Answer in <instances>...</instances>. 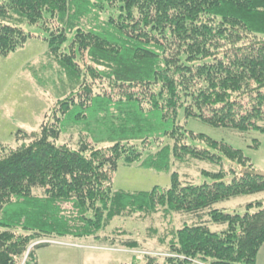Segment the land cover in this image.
<instances>
[{
  "label": "trees",
  "instance_id": "obj_1",
  "mask_svg": "<svg viewBox=\"0 0 264 264\" xmlns=\"http://www.w3.org/2000/svg\"><path fill=\"white\" fill-rule=\"evenodd\" d=\"M16 20L47 33L68 88L27 143L4 156L0 145V264H18L37 239L92 237L161 210L177 228L168 264H257L264 202L244 214L219 205L264 193V174L183 119L264 134V0H0V56L41 38ZM68 132L74 147L58 143ZM171 153L220 169H202L210 181L198 185L172 171ZM121 164L171 172L172 185L114 190ZM25 264H38L33 251Z\"/></svg>",
  "mask_w": 264,
  "mask_h": 264
},
{
  "label": "rangeland",
  "instance_id": "obj_2",
  "mask_svg": "<svg viewBox=\"0 0 264 264\" xmlns=\"http://www.w3.org/2000/svg\"><path fill=\"white\" fill-rule=\"evenodd\" d=\"M13 23L41 38H32L24 48L7 56H0L2 156L27 143L25 133L41 129L45 124V117L53 114L59 98L68 88L66 71L48 53V43L43 39L47 33L40 26L29 25L25 21L16 20ZM183 123L189 131L226 142L242 150L257 170L264 174L263 133H242L231 128H218L197 118L183 119ZM184 132L187 133L186 130ZM181 133L177 137L183 136ZM78 140L76 134L68 132L61 134L58 143L73 146L75 143L78 144ZM163 140L153 142L151 151L153 154L159 152L164 154V148L172 143L168 138ZM197 146L207 147L199 142ZM167 160L172 166V171H177L182 179L191 176L193 182L198 185L210 181V178L201 173L202 169L216 172L220 169L219 166L206 162H182L173 157L172 153ZM226 163L230 162L226 160ZM223 180L231 182L232 176H227ZM113 181L114 190L151 191L156 186L171 187L172 173L159 168L148 169L140 164H121ZM256 202H264V193L236 197L221 203L219 208L228 213L244 214L247 211L246 206ZM258 209L251 207L250 211L256 212ZM166 218L161 210L153 215L137 214L132 221H127L128 225L120 224L119 228H116L114 223L112 227L104 228L98 235L92 237L37 239L30 244L27 253L19 259L18 264H25L32 251L38 264H168L164 256L168 254L169 244L177 228H169ZM222 227L211 225L215 231L225 229ZM131 242H138L140 247H129L128 244ZM41 243L45 245L36 249L35 246ZM258 264H264V248L259 254Z\"/></svg>",
  "mask_w": 264,
  "mask_h": 264
},
{
  "label": "crops",
  "instance_id": "obj_3",
  "mask_svg": "<svg viewBox=\"0 0 264 264\" xmlns=\"http://www.w3.org/2000/svg\"><path fill=\"white\" fill-rule=\"evenodd\" d=\"M263 248H264V247H263ZM263 248H262V249H263ZM258 261H259V258H258ZM257 264H258V262H257Z\"/></svg>",
  "mask_w": 264,
  "mask_h": 264
}]
</instances>
